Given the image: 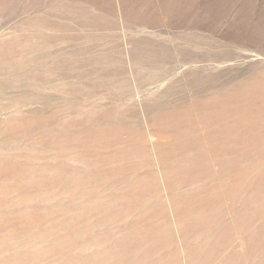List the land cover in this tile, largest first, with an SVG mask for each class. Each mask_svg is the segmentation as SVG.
<instances>
[{
	"label": "rangeland",
	"instance_id": "obj_1",
	"mask_svg": "<svg viewBox=\"0 0 264 264\" xmlns=\"http://www.w3.org/2000/svg\"><path fill=\"white\" fill-rule=\"evenodd\" d=\"M0 55V264H264V0H0Z\"/></svg>",
	"mask_w": 264,
	"mask_h": 264
},
{
	"label": "bare ground",
	"instance_id": "obj_2",
	"mask_svg": "<svg viewBox=\"0 0 264 264\" xmlns=\"http://www.w3.org/2000/svg\"><path fill=\"white\" fill-rule=\"evenodd\" d=\"M41 39V38H40ZM32 47V46H31ZM8 55V54H7ZM0 57H1V55H0ZM9 59V58H8ZM13 62V61H12ZM10 65V62L7 60V57L5 58H1L0 59V69H4V68H6V67H8ZM25 67V66H24ZM37 74V73H36ZM115 75V74H114ZM30 76H32V75H30ZM32 78V77H31ZM29 79V78H28ZM32 80V79H31ZM40 80V79H39ZM27 81V80H26ZM34 81V80H33ZM23 84H24V82H23ZM28 84V83H27ZM27 105H28V103H27ZM26 116V115H25ZM32 116V115H31ZM58 116V115H57ZM38 117V116H37ZM40 117V116H39ZM48 118V117H47ZM55 118V117H54ZM32 119V118H31ZM38 119H40V118H38ZM57 119V118H56ZM46 120H48V119H46ZM23 121H25V122H28V120H23ZM29 121H30V119H29ZM34 122H35V120H33ZM38 122V121H37ZM43 123V122H42ZM59 123V122H58ZM30 124V123H29ZM9 125V124H8ZM28 125V124H27ZM31 125V124H30ZM28 127V126H27ZM27 129V128H26ZM36 129V128H35ZM31 130V129H30ZM5 131V130H4ZM6 131H7V129H6ZM34 131V130H33ZM29 134H31V133H29ZM40 137V136H39ZM67 137V136H66ZM9 141V140H8ZM33 142V141H32ZM37 142V141H36ZM61 142V141H60ZM8 143V142H7ZM31 143V142H30ZM61 144V143H60ZM32 146V145H31ZM72 146V145H71ZM39 147V146H38ZM54 147V146H53ZM48 148V147H47ZM58 150V149H57ZM35 154V153H34ZM44 154H45V152H44ZM30 155V154H29ZM25 156V155H24ZM20 157V156H19ZM30 158H28V160H29ZM30 161H32L31 159H30ZM7 164V163H6ZM30 164V163H29ZM47 164V163H46ZM42 165H44V164H42ZM28 167H30L29 165H28ZM47 167V166H46ZM11 168V167H10ZM44 168V167H43ZM16 173V172H15ZM14 176V175H13ZM233 215V214H232ZM231 217V216H230ZM194 219V218H193ZM232 219V218H231ZM230 219V220H231ZM18 220V219H17ZM146 220V219H145ZM187 222V221H186ZM201 222V221H200ZM208 222V221H207ZM178 223V222H177ZM11 224V223H10ZM21 226V225H20ZM211 226V225H210ZM22 228H24V227H22ZM29 229V228H28ZM8 231V230H7ZM9 232V231H8ZM14 233V232H13ZM15 233H16V230H15ZM206 234V233H205ZM136 235V234H135ZM165 235H166V233H165ZM186 235V234H185ZM14 236V235H13ZM200 237V236H199ZM170 238V237H169ZM168 239V238H167ZM207 239V238H206ZM148 240V239H147ZM7 241V240H6ZM8 241H10V240H8ZM140 242V241H139ZM8 243V242H7ZM195 244V243H194ZM7 245V244H6ZM7 247H8V245H7ZM148 249V248H147ZM184 250V249H183ZM163 253V252H162ZM161 253V254H162ZM172 255V254H171ZM229 259V258H228ZM136 260V259H135ZM252 260V259H251ZM76 262V261H75ZM165 262V261H164ZM77 263V262H76ZM79 263V262H78ZM143 263V262H142ZM80 264H81V262H80ZM82 264H83V262H82ZM227 264V263H226Z\"/></svg>",
	"mask_w": 264,
	"mask_h": 264
}]
</instances>
